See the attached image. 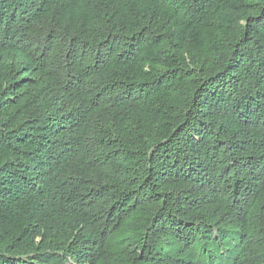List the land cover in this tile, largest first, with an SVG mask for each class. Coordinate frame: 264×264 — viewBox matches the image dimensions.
Segmentation results:
<instances>
[{
    "label": "trees",
    "instance_id": "16d2710c",
    "mask_svg": "<svg viewBox=\"0 0 264 264\" xmlns=\"http://www.w3.org/2000/svg\"><path fill=\"white\" fill-rule=\"evenodd\" d=\"M0 264H264V0H0Z\"/></svg>",
    "mask_w": 264,
    "mask_h": 264
}]
</instances>
